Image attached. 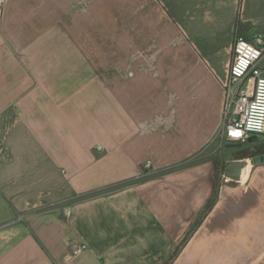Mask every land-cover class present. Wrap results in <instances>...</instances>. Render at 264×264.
Here are the masks:
<instances>
[{"label":"crops","instance_id":"obj_1","mask_svg":"<svg viewBox=\"0 0 264 264\" xmlns=\"http://www.w3.org/2000/svg\"><path fill=\"white\" fill-rule=\"evenodd\" d=\"M240 1H6L0 264H264V164L193 229L248 160L217 138L235 36H264Z\"/></svg>","mask_w":264,"mask_h":264},{"label":"built area","instance_id":"obj_2","mask_svg":"<svg viewBox=\"0 0 264 264\" xmlns=\"http://www.w3.org/2000/svg\"><path fill=\"white\" fill-rule=\"evenodd\" d=\"M7 0H0V16ZM264 36L236 34L233 58L224 83V109L217 138L230 144H246L253 136L264 134ZM146 168L151 167L147 162ZM226 182L230 180L224 176ZM71 264L87 249L86 244L71 243Z\"/></svg>","mask_w":264,"mask_h":264},{"label":"rangeland","instance_id":"obj_3","mask_svg":"<svg viewBox=\"0 0 264 264\" xmlns=\"http://www.w3.org/2000/svg\"><path fill=\"white\" fill-rule=\"evenodd\" d=\"M261 66L264 68V60L261 63ZM219 141V140H218ZM221 143V142H220ZM227 142L223 141L222 146H226L225 151H227V155L230 153H237L238 157L243 158V159H248L251 161L252 166H254L253 158L257 156L258 153L261 151H264V135L259 136L257 140V144H248V145H238V144H226ZM247 165V162H244V167ZM252 168V167H251ZM218 185L221 187L223 184H226L227 182L225 179L221 176V174L218 175L217 177ZM233 185H241L243 183H237L230 181L228 182Z\"/></svg>","mask_w":264,"mask_h":264},{"label":"water","instance_id":"obj_4","mask_svg":"<svg viewBox=\"0 0 264 264\" xmlns=\"http://www.w3.org/2000/svg\"><path fill=\"white\" fill-rule=\"evenodd\" d=\"M258 140L257 136H253L251 138L252 142H256ZM253 162L255 165L264 164V154L255 156L253 158ZM244 170V163L237 161H229L225 164L224 168V176L230 180H239L242 178Z\"/></svg>","mask_w":264,"mask_h":264},{"label":"trees","instance_id":"obj_5","mask_svg":"<svg viewBox=\"0 0 264 264\" xmlns=\"http://www.w3.org/2000/svg\"><path fill=\"white\" fill-rule=\"evenodd\" d=\"M241 2H242V0L240 1V6H241ZM239 16H240V9H239V12H238V26H239V28H241L240 27L241 24L239 22L240 21L239 20ZM260 154L261 153H258L257 155H260ZM219 190H220V186L218 185V181H217V178H216V182H215V185H214V190H213L212 197L208 201L206 207L204 208V211L202 212V214L200 215L199 219L195 223L193 229L197 228L202 223V221L207 216V214L213 209V207L215 206V204L217 202L218 196H219ZM180 250H181V246L178 247L175 250V252L172 254V256L170 257L169 261L166 264H170L177 257V255L179 254Z\"/></svg>","mask_w":264,"mask_h":264},{"label":"bare ground","instance_id":"obj_6","mask_svg":"<svg viewBox=\"0 0 264 264\" xmlns=\"http://www.w3.org/2000/svg\"><path fill=\"white\" fill-rule=\"evenodd\" d=\"M246 162H247V165L244 167L243 175H242V180H246L247 179V177L250 174L251 167H252V164H251V161L250 160H247Z\"/></svg>","mask_w":264,"mask_h":264}]
</instances>
